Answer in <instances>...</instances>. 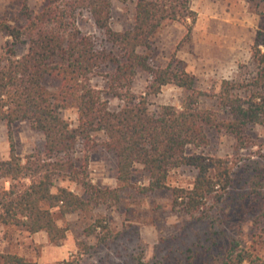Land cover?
Here are the masks:
<instances>
[{"label": "trees", "instance_id": "trees-1", "mask_svg": "<svg viewBox=\"0 0 264 264\" xmlns=\"http://www.w3.org/2000/svg\"><path fill=\"white\" fill-rule=\"evenodd\" d=\"M247 1L249 10L259 16L252 66L237 78L223 79L216 93L197 87V77L182 60L159 65L140 51L151 47L154 35L168 21L183 22L191 30L188 20L196 22L197 12L190 0H136L132 24L122 30L111 25L114 0H51L38 13L24 3L20 13L26 25L0 21V30L13 40L0 57V121L9 127L28 121L45 139L43 151L23 157L16 153L9 133L10 157L0 160V180L9 181L8 187H0V225L45 232L49 242L58 245L68 228L58 223L57 215L114 206L121 187L91 182L89 155L84 165L72 156L80 143L90 152L95 134L102 132L106 136L102 146L113 153L120 182L132 184L136 164L148 173L149 184L138 186L142 193L166 188L175 168L197 170L191 187L172 188L173 204L206 228L173 264H264V253L251 250L243 238L246 224L264 218V154L239 165L190 150L207 145L210 130L234 136L244 146L246 130L264 125V0ZM81 12L91 15L108 46H97L92 36L81 32L77 25ZM19 43L26 46L20 55L14 47ZM140 72L148 75L144 94L132 89ZM97 73H106L103 88L92 82ZM168 84L185 92L181 108L164 104L151 110L149 97ZM105 95L119 100L117 109L108 107ZM213 95L218 109L203 107L206 97ZM69 107L77 110L76 125L63 115ZM59 179L76 183L83 193L57 185ZM85 231L98 243L119 235L105 218ZM0 258L1 264H49L16 253Z\"/></svg>", "mask_w": 264, "mask_h": 264}, {"label": "rangeland", "instance_id": "rangeland-1", "mask_svg": "<svg viewBox=\"0 0 264 264\" xmlns=\"http://www.w3.org/2000/svg\"><path fill=\"white\" fill-rule=\"evenodd\" d=\"M50 2L0 0V21L24 26L27 20L20 13L24 3L38 13ZM135 4L136 0L127 3L114 0L111 15L114 29L131 26ZM190 5L197 12L196 22L188 20L191 30L183 22L168 21L154 35L151 47L140 48V51L147 52L151 62L159 65L166 66L173 58L182 60L186 69L197 77V87L216 93L223 79L237 78L252 66V45L259 16L249 10L247 0H190ZM77 21L81 32L92 36L97 46H108L88 12H81ZM8 41L13 40L0 30V57L9 48ZM14 47L19 55L26 51L24 44L19 43ZM101 71L107 72L108 69ZM105 76L106 73H97L92 78L93 84L103 88ZM147 85L148 75L140 72L133 81L132 89L137 94H144ZM184 96L182 88L168 84L160 93L149 97V106L151 110L164 104L181 108ZM105 98L109 108H118L117 98L108 95ZM202 105L218 109L216 96L206 97ZM63 115L72 125L77 124L75 107L65 109ZM10 132L17 154L24 157L43 151L44 136L34 130L28 121L15 122L11 127L5 121H0V160L10 157ZM245 134V145L239 146L234 136L210 130L209 143L200 148L190 147V150L206 156L229 158L231 163L240 165L264 154V125H252ZM94 137L95 145L90 152L87 153L83 143H80L72 156L78 164L84 165L88 154L87 170L91 182L103 187H121L120 200L112 207L98 205L91 211L64 217L57 215L58 223L68 228L66 239L58 245L50 243L45 232L29 233L18 227L5 228L0 225V256L3 253H16L29 260L49 264H173L181 256L180 252L205 230L204 222L185 215L173 204L172 188L191 187L197 175L195 168H175L169 174L166 188L142 193L138 186L149 184V175L143 166L135 165L132 184L120 182L115 157L102 146L106 136L98 132ZM57 185L83 193L80 186L67 179H59ZM8 186L9 181L0 180V187ZM98 218H105L112 230L119 234L118 237L98 243L95 235H88L86 228ZM260 232L264 234V218L246 224L243 228L244 245L264 253V237L255 236Z\"/></svg>", "mask_w": 264, "mask_h": 264}, {"label": "crops", "instance_id": "crops-1", "mask_svg": "<svg viewBox=\"0 0 264 264\" xmlns=\"http://www.w3.org/2000/svg\"><path fill=\"white\" fill-rule=\"evenodd\" d=\"M227 37L229 38V35H227ZM195 73V72H194Z\"/></svg>", "mask_w": 264, "mask_h": 264}]
</instances>
